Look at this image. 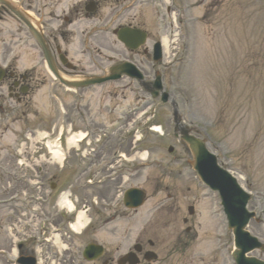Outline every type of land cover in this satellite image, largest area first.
I'll list each match as a JSON object with an SVG mask.
<instances>
[{
  "label": "rangeland",
  "instance_id": "374dc122",
  "mask_svg": "<svg viewBox=\"0 0 264 264\" xmlns=\"http://www.w3.org/2000/svg\"><path fill=\"white\" fill-rule=\"evenodd\" d=\"M49 1L33 0V4L43 5V3ZM76 1L79 0H60V5H68ZM177 1L174 0V3L178 4ZM195 1H198L197 5H190L186 12L191 19V23L186 27L192 29L191 33L184 32V29L187 28L181 24L182 15L179 13V6H177V22H180L182 35L184 34L180 38L181 44L189 45L186 49L188 64L186 66L173 64L166 70L167 79L170 78L173 84V87L169 88L170 94L177 99L179 111L185 124L192 131L199 128V133L194 131V135L199 136L202 133L201 129H209L210 127L213 137L209 132L207 133L211 140L215 142L212 146L209 145L208 149L217 157L218 161L232 171L239 174L240 172L243 173V176L252 175L255 179L253 181L257 182L261 179V173L264 172V163L259 162L264 161V124L261 122H264V113H259L261 109L264 110V103L259 100V97L250 96L251 84L247 81L252 80L250 69L254 65L264 69V0H235L236 5L230 4L234 0H191L190 4ZM154 3L155 0H143L141 5H154ZM206 5H214V7L207 10ZM174 6L176 9V5ZM156 12L159 13L158 8H156ZM163 27L164 24L159 22L157 18L154 28L156 39L163 36ZM181 48L183 52V47ZM249 51L251 52L249 53ZM245 52L251 54L253 59L245 57ZM213 59L214 67L210 63ZM217 61H219L218 67ZM244 70L247 73L246 78L240 76ZM206 75L207 82L205 83ZM216 78L221 92L229 86L224 104L220 101L221 107L218 112L213 111L214 107L212 109V105L208 103L207 98V95L212 99L213 95L216 97ZM181 88L183 91L179 92ZM166 91H168L167 88ZM102 93L107 94L104 103H101L99 99ZM134 97L135 95L131 93H125V96H123L113 85H108L102 91H96V99L90 104L92 108L91 116L99 114L104 125L108 127V132L110 130L115 131V134L119 132L117 138L108 137L105 148H102V152L96 155L95 161H98L99 165L111 161L115 153L117 155L128 153V145H122L119 140L120 136L124 135V131L136 119L139 120L137 122L138 126L140 124L141 126L144 125V119L140 120V118H136V115L129 117V111L137 109V112L152 113L155 110V103H152L149 110H146L145 106H148L149 103L134 101ZM243 98L245 101L242 103ZM248 100L252 102L251 113L249 112L250 102ZM103 107H106L105 111ZM170 110V107H165L158 108L155 112V120H158L161 124L164 137L145 136L144 141L139 144V148L146 152V158L149 161L160 160L163 168L168 165L170 166L168 169L181 170L185 161H189L190 158L187 151L171 138ZM214 113L215 115L217 113V117L222 114L223 119L219 120L220 126L218 128H216V123L214 127L212 121L215 118ZM231 115L234 116V122L242 123L244 128L241 125L232 127L230 124ZM40 118L46 121L45 117L41 116ZM29 119L35 122V117ZM100 119L97 118L96 122L98 123ZM54 120L55 117L52 116L47 126L51 125ZM23 122V118H9L6 122L0 119V176L4 174L8 176L14 172V161L18 159L19 141L27 129L24 127ZM29 129L36 131L40 127L33 123L29 126ZM255 132L258 133L254 136ZM253 137L254 139L257 137L259 145L254 144L250 147L249 143H255ZM168 146L173 147L171 154L167 153ZM250 150L253 155H251ZM70 160L76 161V158L71 155ZM72 161L68 159L67 165L72 166ZM137 161L139 160L137 159ZM84 168L79 171L84 170ZM97 168L94 167L93 169ZM79 173L73 171V178ZM141 174V177L133 184L144 187L147 190V195H153V198L144 205L142 211L154 207V213H156L155 227L157 229L168 220L173 224V227L180 225L179 218L185 214L184 210L180 211L177 208L170 213L169 217L164 210L159 208L161 202L164 201L165 194L151 193L154 188L157 191V188L161 186H168V179L159 176L156 172H143ZM0 180L2 183L8 178L2 176ZM63 180L64 178L58 177V180L55 181H58L57 183L60 185ZM261 188L264 189V180ZM72 192L78 193L79 191L76 187H73ZM177 206L178 203L175 204V208ZM219 255L224 259L225 264H229V261H226V253ZM252 255L259 258L257 253ZM171 262L176 264H201L196 257H191L189 263L188 261L184 262L182 258H173ZM203 262L207 264L206 261ZM210 264H220V262L213 260Z\"/></svg>",
  "mask_w": 264,
  "mask_h": 264
},
{
  "label": "bare ground",
  "instance_id": "6f19581e",
  "mask_svg": "<svg viewBox=\"0 0 264 264\" xmlns=\"http://www.w3.org/2000/svg\"><path fill=\"white\" fill-rule=\"evenodd\" d=\"M164 44L166 45L167 42L164 41ZM77 139V138H76ZM75 141L74 139L72 138L70 141H69V145H74ZM57 150L53 151V154H54V157L58 160V161H61V158H59V155H57ZM58 157V158H57Z\"/></svg>",
  "mask_w": 264,
  "mask_h": 264
},
{
  "label": "flooded vegetation",
  "instance_id": "af4514ba",
  "mask_svg": "<svg viewBox=\"0 0 264 264\" xmlns=\"http://www.w3.org/2000/svg\"><path fill=\"white\" fill-rule=\"evenodd\" d=\"M26 77H27V76L25 75V76H23L22 78H23V79H26ZM108 261H110V257H109V256H108L107 259L104 258V260L102 261L101 264H103V263H107Z\"/></svg>",
  "mask_w": 264,
  "mask_h": 264
}]
</instances>
